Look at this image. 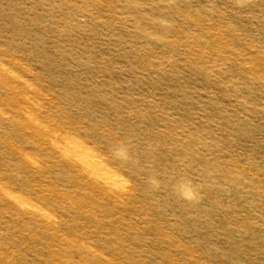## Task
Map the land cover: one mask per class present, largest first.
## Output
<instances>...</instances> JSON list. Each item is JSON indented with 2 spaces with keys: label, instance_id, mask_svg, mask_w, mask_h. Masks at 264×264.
Masks as SVG:
<instances>
[{
  "label": "rangeland",
  "instance_id": "374dc122",
  "mask_svg": "<svg viewBox=\"0 0 264 264\" xmlns=\"http://www.w3.org/2000/svg\"><path fill=\"white\" fill-rule=\"evenodd\" d=\"M0 264H264V0H0Z\"/></svg>",
  "mask_w": 264,
  "mask_h": 264
}]
</instances>
